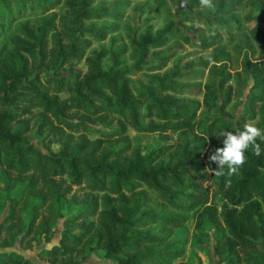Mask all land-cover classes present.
I'll list each match as a JSON object with an SVG mask.
<instances>
[{"label":"trees","instance_id":"trees-1","mask_svg":"<svg viewBox=\"0 0 264 264\" xmlns=\"http://www.w3.org/2000/svg\"><path fill=\"white\" fill-rule=\"evenodd\" d=\"M43 1V12L60 3ZM248 2L264 22V0H219L215 20L222 26L234 21L236 7ZM63 3L64 13L51 11L35 25L23 20L17 24L21 35L0 42V179L5 192H0V214L7 206L0 215V264H32L11 247L16 243L32 248L42 238L48 241L59 199L80 206L63 220L66 228L57 243L37 252L50 264H79L95 248L106 260L94 264H172L183 255L185 245L173 233L188 220L189 212L195 215L194 229L206 219L218 230L212 243L217 264H264V141H256L262 150L259 157L251 148L246 151L247 162L228 188L224 177L206 172L209 167L215 170L216 164L207 166L202 159L207 141L212 143L222 130H243L255 118V126L264 130V61L250 62L246 70L251 91L234 126L215 117L199 129L195 126L199 101L185 102L177 95H201V105L214 107L218 89L230 79L225 64L207 69L213 79L218 77L215 85L198 84L191 91L177 80L190 71L164 69L169 60L164 55L149 67L155 74L137 86L117 66L123 50L113 55L105 70L104 50H91L84 57L92 41L103 40L113 29L112 24H85L101 18L104 9L89 8L90 0ZM186 5L201 7L199 0ZM3 6L0 10L9 16V24L21 19ZM3 20L0 16V32ZM56 21L62 23L59 29ZM170 29L167 25L136 40L137 65L149 49L165 44ZM221 41L215 32L197 46L212 47V57L220 61L227 55ZM83 57L82 72L77 63ZM64 65L73 79L57 75ZM225 88L221 107L230 98V87ZM32 114L38 117L36 133L45 132L40 140L47 143L46 151L27 137L30 128L23 122ZM195 127L199 131L193 132ZM127 129L157 133L166 141L172 133L177 136L142 152ZM48 141L57 148L51 150ZM17 185L18 195H11ZM72 186L85 190L80 198L74 194L65 198ZM27 207L30 216L22 229L21 212Z\"/></svg>","mask_w":264,"mask_h":264},{"label":"rangeland","instance_id":"rangeland-1","mask_svg":"<svg viewBox=\"0 0 264 264\" xmlns=\"http://www.w3.org/2000/svg\"><path fill=\"white\" fill-rule=\"evenodd\" d=\"M23 1V3H22ZM59 5L48 12H43V0H0V5L9 10L15 18L10 24L8 23L9 16L0 10V16L3 17L4 24L2 25L0 42L7 41L12 35L22 34L19 31L17 24L23 20H27L30 24H38L40 19L51 11H55L57 15L66 11V6L63 3L65 0H59ZM191 0H90L89 8L104 9L101 18L90 19L85 21L87 25L93 22L95 27L101 24L113 25L110 33H107L103 40H94L85 51L84 57L89 56L91 50H104L105 56L101 59V67L105 70L112 63V57L119 50H123L118 54V68L125 70V76L129 78L135 85L144 84L146 77L152 76L149 67L158 62L159 57L168 55L169 60L164 69L173 70L177 68L181 71H190L189 75H185L177 80L195 90L199 84L201 87L204 84L215 85L217 78L214 79L208 73L207 69L214 66L218 70L219 64H225V70L230 74V79L226 82L225 87H230L229 101L221 107L223 93L225 87L218 89V93L214 99L215 106L205 108L201 105V95L195 96L189 93H182L179 98L185 102L199 101V106L196 110L195 126L201 129L206 123L213 118H221L222 121L234 122L239 115L246 109L247 96L250 93L252 80L248 76L247 68L250 62L264 61V36L256 38V34H264V22L259 19L258 11L248 3H241L234 11V21H228L225 25H220L215 18L218 15L219 0H213L214 8H194L186 4ZM113 14V15H112ZM55 29L62 26L61 22H55ZM170 25L171 29L166 35V42L161 47L149 49L148 55L139 65L136 64L137 52L134 50L136 40L142 37L146 32L154 34L156 30L162 29ZM257 31V32H256ZM221 34V45L227 53L220 61H215L212 57L213 48L207 47L201 49L197 43L203 39L212 36L213 33ZM255 37V38H254ZM84 57L77 63V68L82 72L85 70ZM207 63L206 67L203 66ZM68 65L59 68L57 75L65 76L73 79L72 72L68 70ZM162 71H159L161 73ZM66 95L61 94L64 98ZM35 112V111H33ZM26 121L30 128L27 133L28 139L35 145L40 147L42 151H46L47 143L41 141V137L45 136V132L36 133L35 126L38 117L35 114L25 115ZM256 118L248 123H255ZM98 129L107 130L104 125H96ZM194 128L193 132L199 131ZM127 134L134 146L142 152H148L155 149L159 144L170 143L175 140L177 133L171 134V140L162 139L157 133L136 132L132 129H127ZM223 137H217L209 144L202 154L204 163L208 166L209 156L215 149L223 147ZM48 146L51 150H55L57 145L48 141ZM85 190L81 186H72L65 198L70 194H74L80 198ZM0 192L5 194L3 189V181L0 179ZM19 185L11 190V195H18ZM8 196V195H6ZM59 199L55 207L56 218L51 222L52 234L48 241L42 238L41 243L34 245L32 248H22L16 243L11 249L19 251L27 257L32 264H50L48 261L38 257L36 254L41 248H48L52 244L57 243L59 236L64 231L66 226L63 225V220L73 215L79 208L80 203H73L68 199ZM217 201L221 200L217 198ZM7 206L3 208L1 217L6 213ZM30 216L29 208L27 207L21 212V228L23 229ZM195 215L188 213V220L182 227L174 230L173 237L184 240L183 255L175 260L172 264H217V258L212 253L213 238L219 235L218 230L212 223L204 219L200 229H194ZM72 229V228H71ZM224 256L223 258H227ZM103 252L100 249H92L85 254L79 264H94L98 261H105Z\"/></svg>","mask_w":264,"mask_h":264},{"label":"clouds","instance_id":"clouds-1","mask_svg":"<svg viewBox=\"0 0 264 264\" xmlns=\"http://www.w3.org/2000/svg\"><path fill=\"white\" fill-rule=\"evenodd\" d=\"M202 8L212 9L215 7L213 0H199ZM214 35V32L212 33ZM223 137V147L217 148L209 156V163L216 164L217 168L206 169L214 177H224L225 187L231 186L232 177L239 175L244 164L247 162L246 151L251 148L253 154L259 157L262 153L260 144L256 141H264V130L255 126L254 123H245L243 130L220 131ZM264 171V169H262Z\"/></svg>","mask_w":264,"mask_h":264}]
</instances>
